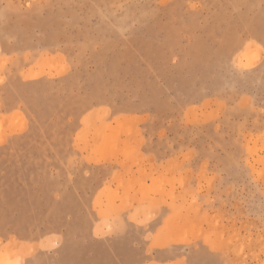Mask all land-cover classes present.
I'll return each mask as SVG.
<instances>
[{"label": "rangeland", "instance_id": "obj_1", "mask_svg": "<svg viewBox=\"0 0 264 264\" xmlns=\"http://www.w3.org/2000/svg\"><path fill=\"white\" fill-rule=\"evenodd\" d=\"M0 264H264V0H0Z\"/></svg>", "mask_w": 264, "mask_h": 264}]
</instances>
